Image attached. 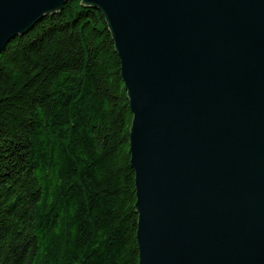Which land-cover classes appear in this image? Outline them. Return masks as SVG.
Segmentation results:
<instances>
[{
    "label": "water",
    "instance_id": "1",
    "mask_svg": "<svg viewBox=\"0 0 264 264\" xmlns=\"http://www.w3.org/2000/svg\"><path fill=\"white\" fill-rule=\"evenodd\" d=\"M70 0H0V55ZM133 115L139 264H264V0H81Z\"/></svg>",
    "mask_w": 264,
    "mask_h": 264
},
{
    "label": "trees",
    "instance_id": "2",
    "mask_svg": "<svg viewBox=\"0 0 264 264\" xmlns=\"http://www.w3.org/2000/svg\"><path fill=\"white\" fill-rule=\"evenodd\" d=\"M133 115L103 14L70 0L0 55V264H139Z\"/></svg>",
    "mask_w": 264,
    "mask_h": 264
}]
</instances>
